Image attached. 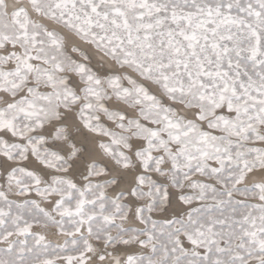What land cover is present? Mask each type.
Returning a JSON list of instances; mask_svg holds the SVG:
<instances>
[{
    "label": "snow or ice",
    "instance_id": "1",
    "mask_svg": "<svg viewBox=\"0 0 264 264\" xmlns=\"http://www.w3.org/2000/svg\"><path fill=\"white\" fill-rule=\"evenodd\" d=\"M0 264H264V0H0Z\"/></svg>",
    "mask_w": 264,
    "mask_h": 264
}]
</instances>
